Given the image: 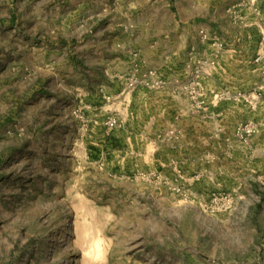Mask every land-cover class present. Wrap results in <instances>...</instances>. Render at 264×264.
Segmentation results:
<instances>
[{
	"label": "rangeland",
	"instance_id": "374dc122",
	"mask_svg": "<svg viewBox=\"0 0 264 264\" xmlns=\"http://www.w3.org/2000/svg\"><path fill=\"white\" fill-rule=\"evenodd\" d=\"M147 4L0 0V264H264V73L145 61Z\"/></svg>",
	"mask_w": 264,
	"mask_h": 264
},
{
	"label": "crops",
	"instance_id": "0c3cea01",
	"mask_svg": "<svg viewBox=\"0 0 264 264\" xmlns=\"http://www.w3.org/2000/svg\"><path fill=\"white\" fill-rule=\"evenodd\" d=\"M141 2L151 6V20L145 17L146 31L137 34L132 41L133 46L139 48L137 51L142 54L145 61H148L153 54L161 69L169 66L172 71L179 74V71L185 67L188 51L194 47V44L202 45L201 48L204 50L202 55L210 60L213 56L207 52L211 51V42L204 40L201 42L199 32L196 30L195 33L192 31L190 33L180 29V26L200 23L201 29L209 39L216 37L228 49L222 58L225 60L223 61L225 67H228L227 61L234 62L239 69L250 68L252 65L251 60L257 52L259 42V35L254 31L259 23L264 26L263 0H259L254 6L249 5L247 0H137L138 4ZM255 8L261 10L259 16L255 15ZM163 11L170 13H168L170 21H174L175 28L163 29L161 23L166 20L163 18ZM127 20L130 21V18L128 17ZM119 41V37H110L107 46L117 45ZM123 47L127 48V45L124 43ZM75 62L80 68H91L83 61H79L78 56ZM97 64L95 63L93 68H98Z\"/></svg>",
	"mask_w": 264,
	"mask_h": 264
},
{
	"label": "built area",
	"instance_id": "2783aa9c",
	"mask_svg": "<svg viewBox=\"0 0 264 264\" xmlns=\"http://www.w3.org/2000/svg\"><path fill=\"white\" fill-rule=\"evenodd\" d=\"M248 4L251 6H254L255 4L258 3L259 0H247ZM264 1V0H263ZM254 13L256 16H259L261 14V10L258 8L254 9ZM203 40L206 42H211V50L213 51L214 55L216 56V58H218V56L221 54V52H223L225 50V45L222 41H220L219 39H217L216 37H212V39H209V37L207 36V34L205 32H201L200 33ZM262 35V41L260 44V49L258 50V52L255 53V55L253 56L252 59V65L253 66H259L261 67V71L264 73V33L261 34ZM212 53V54H213ZM211 65H215L216 64V60L212 59V61L209 62ZM157 79V73L153 72V71H148L144 74L143 76V84L146 87H155V86H160L161 85V81H156ZM138 84V81H132L130 82L129 86L130 87H134ZM223 98V95H219L217 94L215 96L216 100H221ZM257 99V96L255 97ZM253 97H244V100L246 102H250V101H254L256 100ZM108 127L110 129H112L114 127L113 123H108ZM240 134L242 137H251L252 135L256 134L258 132L257 130V126L250 123L247 124L243 127L240 128L239 130ZM228 198H224L223 201L226 202L227 204H230V201L227 200ZM228 208V207H227Z\"/></svg>",
	"mask_w": 264,
	"mask_h": 264
},
{
	"label": "bare ground",
	"instance_id": "6f19581e",
	"mask_svg": "<svg viewBox=\"0 0 264 264\" xmlns=\"http://www.w3.org/2000/svg\"><path fill=\"white\" fill-rule=\"evenodd\" d=\"M97 246H99V244H97Z\"/></svg>",
	"mask_w": 264,
	"mask_h": 264
}]
</instances>
